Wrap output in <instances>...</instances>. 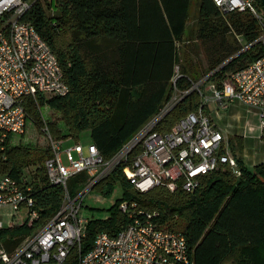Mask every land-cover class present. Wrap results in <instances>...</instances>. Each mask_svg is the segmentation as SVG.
<instances>
[{
  "label": "trees",
  "instance_id": "16d2710c",
  "mask_svg": "<svg viewBox=\"0 0 264 264\" xmlns=\"http://www.w3.org/2000/svg\"><path fill=\"white\" fill-rule=\"evenodd\" d=\"M192 3L193 0H36L25 20L58 58L70 93L42 97L39 104L27 100L29 122L42 131L45 122L41 108L48 107L64 122V128L47 122L54 138L76 140L88 131L91 144L110 158L160 113L175 90L190 89L220 67L209 80L221 85L230 74L264 56V46L258 43L260 26L251 14L224 16L212 0H200L197 40L207 71L198 75L196 65L185 60L180 68L182 77L174 83L180 62L178 44L184 41ZM257 7L264 13L260 0ZM200 104L199 93L193 91L168 113L158 131H170L186 115L197 111ZM15 137L0 146V176L21 180L40 165L27 182L33 189L39 219L31 226L25 223L0 229V249L8 253L44 226L58 212L64 198L63 187L52 185L43 168V162L51 156L48 139L45 137L48 147L40 149L15 144ZM236 158L240 175L221 168L205 177L193 193L181 189L171 193L164 187L139 193L125 177V167H119L93 189L107 195L120 182L123 196L111 207L107 219L89 221L82 254L93 248L100 233L115 235L131 221L120 210L122 202H129L159 213V221L166 228L182 231L196 264H264V163L251 169L243 156ZM86 180L85 174L71 178L68 188L73 196ZM79 256V250L74 248L64 264H79Z\"/></svg>",
  "mask_w": 264,
  "mask_h": 264
},
{
  "label": "built area",
  "instance_id": "2783aa9c",
  "mask_svg": "<svg viewBox=\"0 0 264 264\" xmlns=\"http://www.w3.org/2000/svg\"><path fill=\"white\" fill-rule=\"evenodd\" d=\"M36 0H0V146L13 136L25 134L29 122L27 100L39 104L42 97H64L70 93L63 68L48 43L25 20ZM261 1V0H260ZM220 12L249 13L259 23L264 46V13L258 0H212ZM242 43V38L238 37ZM221 68V67H220ZM203 77L185 91L175 90L169 103L152 117L112 157L105 158L96 145L71 143L53 137L48 124L42 129L49 141L51 156L44 163L52 185L64 189L58 212L13 252L0 249L2 264H64L74 248L79 264H196L182 231L166 228L159 213L122 202L120 210L131 220L117 234L100 233L93 248L82 254V240L90 219L81 215L85 197L94 187L123 166L125 177L139 193L164 187L171 193L197 190L203 179L221 168L240 175L237 158L231 155L230 140L217 118L222 111L241 107L252 121L246 128L252 137L264 138V56L230 74L221 85ZM182 75L176 67L173 82ZM193 91L201 98L199 109L189 113L170 131L158 125ZM87 177L73 196L71 178ZM21 180L0 176V229L12 228L39 219L34 209L33 189ZM18 218V221L13 219Z\"/></svg>",
  "mask_w": 264,
  "mask_h": 264
},
{
  "label": "rangeland",
  "instance_id": "374dc122",
  "mask_svg": "<svg viewBox=\"0 0 264 264\" xmlns=\"http://www.w3.org/2000/svg\"><path fill=\"white\" fill-rule=\"evenodd\" d=\"M196 1L197 0H193L192 3L188 29L183 39L184 41L181 44H178V48L180 50V62L178 66L181 68V65L184 64L185 60H189L192 65H196V71L198 72V75H202L205 71H207V62L203 53L202 46L197 40L198 4L200 0H198V2ZM41 115L44 118V122H55L56 124L59 123L58 126L64 128V122L61 121V115L59 113L52 111L48 107H42ZM249 119L250 117H247L246 111L241 107H237L231 108L230 110L225 112H220V115L217 118V124L219 128H222L225 135L231 142V155L234 157L247 155V164L249 166H253L254 168L256 165L264 163V138H256L250 135L246 127L253 123L256 125V121H252L251 119L250 122ZM63 131L65 132V130ZM40 132L33 123L29 122L27 125L25 136H16L14 138V143L22 145L30 144L33 146H37L40 149H44L48 147V143L45 140L44 133L42 131ZM76 142L83 145L91 144L92 140L90 132H82L79 135L78 139L72 140L71 143ZM45 161L43 162V168ZM37 167H40V165L36 166V168ZM36 168L34 167L33 173H31L32 175L35 174ZM31 174L26 175L28 182H30L32 179ZM122 196L123 188L120 182H118L115 185L113 191L107 195H105L100 190L95 189L85 197L81 215L90 220L107 219L110 214L109 210L117 200L122 198ZM0 219L6 220L5 216H0ZM13 221H18V218L13 219ZM183 226L184 225H182V227ZM26 239L27 238H25V240Z\"/></svg>",
  "mask_w": 264,
  "mask_h": 264
},
{
  "label": "crops",
  "instance_id": "0c3cea01",
  "mask_svg": "<svg viewBox=\"0 0 264 264\" xmlns=\"http://www.w3.org/2000/svg\"><path fill=\"white\" fill-rule=\"evenodd\" d=\"M196 2H198V0L196 1ZM247 155L246 156H243V158H244V160H245V163H246V165L248 166V167H250V168H253V166H249L248 164H247V162H246V160H247Z\"/></svg>",
  "mask_w": 264,
  "mask_h": 264
},
{
  "label": "water",
  "instance_id": "95a60500",
  "mask_svg": "<svg viewBox=\"0 0 264 264\" xmlns=\"http://www.w3.org/2000/svg\"><path fill=\"white\" fill-rule=\"evenodd\" d=\"M261 2H262V5H263V7H264V0H261Z\"/></svg>",
  "mask_w": 264,
  "mask_h": 264
}]
</instances>
